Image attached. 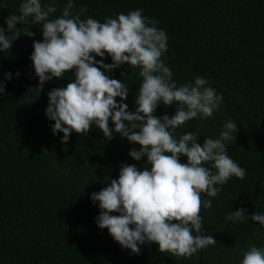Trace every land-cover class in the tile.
<instances>
[{
    "label": "trees",
    "instance_id": "1",
    "mask_svg": "<svg viewBox=\"0 0 264 264\" xmlns=\"http://www.w3.org/2000/svg\"><path fill=\"white\" fill-rule=\"evenodd\" d=\"M72 12L103 23L105 18L142 10L158 21L167 34L162 59L177 85L203 77L223 96L221 107L208 119L194 118L176 130L177 139L188 132L217 138L229 119L237 124L236 140L227 142V154L246 170L243 179L230 178L201 208L202 224L215 245L190 258L161 253L157 244L140 246L131 254L96 224L100 210L91 200L111 179H118L122 163L143 170L144 157L129 156L134 147L114 133L110 141L92 125L84 134L73 132L67 144L63 133L53 134L54 121L46 116L48 93L66 87L75 70L45 83L40 91L33 62L34 41L43 40L40 26L17 25L34 37L14 41L0 52V264H240L241 249L264 248V226L251 219L236 222L226 216L245 209L246 216L264 214V0H72ZM22 0H0V27L7 33L6 18L19 14ZM54 4L53 17L62 15L68 0H41ZM84 9V11H80ZM97 60L100 57H96ZM105 63L112 59L106 56ZM19 72V76L16 73ZM11 73L12 79L6 77ZM122 73H124L122 75ZM111 78L129 87L125 103L135 112L142 78L139 69L123 65ZM117 102L120 99L117 98ZM176 106L161 104L155 113L173 116ZM114 131V125L109 122ZM139 150V145H135ZM186 163L187 158L181 157ZM116 215V213H113ZM195 234V233H193Z\"/></svg>",
    "mask_w": 264,
    "mask_h": 264
},
{
    "label": "clouds",
    "instance_id": "2",
    "mask_svg": "<svg viewBox=\"0 0 264 264\" xmlns=\"http://www.w3.org/2000/svg\"><path fill=\"white\" fill-rule=\"evenodd\" d=\"M72 9L73 2L68 0L62 15L53 17L57 11L54 4L22 0L19 14L6 18L9 34L0 27V52L11 50L21 31L24 36L36 35L17 28L18 24L30 21L40 26L43 40L34 41L30 57L40 91L45 83L75 70L66 87L48 93L45 111L54 121L53 134L63 133L61 142L67 144L73 132L88 133L94 124L109 141L115 133L132 144L129 156L133 160L147 158L143 170L122 163L118 179L110 178L99 192L91 194L100 210L97 226L107 229L115 242L135 255L140 254V246L157 244L161 253L190 258L215 245L214 237L202 231L201 208L212 207V200L203 199L202 194L214 198L221 191L217 185L246 176V170L227 154V142L237 139L233 135L237 124L229 119L219 136L204 138L203 145L197 142L198 133L188 132L177 139L176 130L194 118L212 117L220 109L223 96L199 76L177 85L162 59L167 52V34L142 10L107 17L101 23L91 17L81 19ZM106 56L111 57V64L105 63ZM123 65L138 68L142 78L135 112L124 102L129 96L128 85L106 74ZM6 78L10 81L11 73ZM5 87L0 82V98ZM161 104L175 105V114L156 116ZM181 157L187 162L182 163ZM245 212L236 209L226 219L236 222L246 218L264 226V214L256 212L248 217ZM241 254L240 264H264V248L251 246L247 251L241 249Z\"/></svg>",
    "mask_w": 264,
    "mask_h": 264
}]
</instances>
